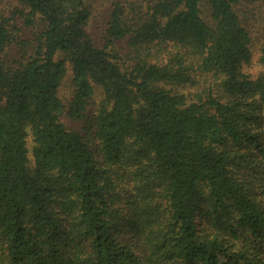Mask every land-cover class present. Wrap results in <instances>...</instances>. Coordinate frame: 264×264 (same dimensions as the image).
Returning a JSON list of instances; mask_svg holds the SVG:
<instances>
[{
    "label": "trees",
    "instance_id": "trees-1",
    "mask_svg": "<svg viewBox=\"0 0 264 264\" xmlns=\"http://www.w3.org/2000/svg\"><path fill=\"white\" fill-rule=\"evenodd\" d=\"M262 5L0 0V264H264Z\"/></svg>",
    "mask_w": 264,
    "mask_h": 264
},
{
    "label": "rangeland",
    "instance_id": "rangeland-1",
    "mask_svg": "<svg viewBox=\"0 0 264 264\" xmlns=\"http://www.w3.org/2000/svg\"><path fill=\"white\" fill-rule=\"evenodd\" d=\"M110 0H92L94 6H95V10H96V14H95V17L92 19L91 21V26H90V29L91 31L94 33V35L96 36L97 38V41L99 43H101V40H100V37H99V31H100V26H102V20H103V10L102 8L109 2ZM244 9V8H243ZM250 9L257 14V19L259 20L260 16L263 15V10H264V7L263 5L260 6V7H255V6H251ZM250 27L252 28V32H253V35L256 36V31H255V28L252 26V24L250 23ZM258 68L257 65H253L252 66V71L253 73L256 71V69ZM67 92H68V88L65 87V90L62 91V96L65 97L67 95ZM69 123V125L71 126H79L73 122H67ZM31 146H32V142L31 140L29 139V148L31 149ZM31 156V155H30Z\"/></svg>",
    "mask_w": 264,
    "mask_h": 264
}]
</instances>
